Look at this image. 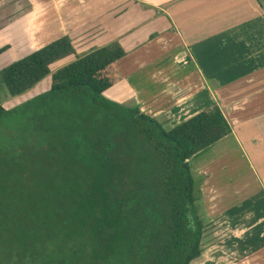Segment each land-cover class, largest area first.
I'll use <instances>...</instances> for the list:
<instances>
[{"label": "trees", "instance_id": "1", "mask_svg": "<svg viewBox=\"0 0 264 264\" xmlns=\"http://www.w3.org/2000/svg\"><path fill=\"white\" fill-rule=\"evenodd\" d=\"M71 54L63 35L0 72L10 96L50 75V89L28 102L55 107L60 131L27 176L0 183V264H191L205 231L191 157L230 125L215 105L165 129L137 105L102 95L124 55L118 43L76 54L51 72ZM12 111L0 100V120Z\"/></svg>", "mask_w": 264, "mask_h": 264}, {"label": "crops", "instance_id": "2", "mask_svg": "<svg viewBox=\"0 0 264 264\" xmlns=\"http://www.w3.org/2000/svg\"><path fill=\"white\" fill-rule=\"evenodd\" d=\"M10 4L0 8L6 21L0 47L9 45L0 57L7 63L63 35L75 54L52 63L51 72L76 54L118 43L124 55L102 92L108 100L137 105L165 129L220 108L231 132L191 157L192 173L203 177L196 207L205 225L201 254L191 264H264V0ZM50 86L47 75L1 104L13 108Z\"/></svg>", "mask_w": 264, "mask_h": 264}, {"label": "rangeland", "instance_id": "3", "mask_svg": "<svg viewBox=\"0 0 264 264\" xmlns=\"http://www.w3.org/2000/svg\"><path fill=\"white\" fill-rule=\"evenodd\" d=\"M6 1L8 5H11L10 3L13 0H0V8L5 5ZM2 15L3 13L0 10V27L6 25L5 17H1ZM7 64L6 58L1 56L0 72ZM8 97L9 94L1 82L0 75L1 102H5ZM13 108L14 111L0 120V183H3V185L8 182L6 178L12 175L23 174L27 176L34 167L32 162L38 160V158L42 159V154L48 152V150L53 151L52 145L57 142V138L60 136V131L53 122L54 114H51L52 108L54 110L55 107L46 104L41 105L38 102H25L17 104ZM195 167L196 163H192V171ZM193 176L195 192L198 197L200 194L199 184H201L203 177H196L194 174ZM2 178L3 182L1 181ZM217 183H219V180ZM1 199H5V191L2 190H0ZM211 225L216 226L215 224ZM210 240L205 238L206 242Z\"/></svg>", "mask_w": 264, "mask_h": 264}]
</instances>
